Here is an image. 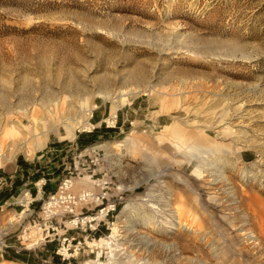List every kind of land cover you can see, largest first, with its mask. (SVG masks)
<instances>
[{"label": "rangeland", "instance_id": "1", "mask_svg": "<svg viewBox=\"0 0 264 264\" xmlns=\"http://www.w3.org/2000/svg\"><path fill=\"white\" fill-rule=\"evenodd\" d=\"M129 84L144 91L117 107L125 125L120 130L115 123V133L94 141L93 133L81 130L91 112L85 120L80 95ZM48 94L65 97L61 119L43 126L38 113L33 131L25 134L30 152L5 145L10 162L0 164V174L24 160L55 170L54 184L58 174L71 171L74 191H97V183L108 181L124 190L118 213L127 203H143L155 181L149 174L159 163L176 166L179 175L190 174L206 187L200 199L192 192L195 181L181 185L166 177L173 201L189 210L181 214L185 226L174 230L188 243L180 246L187 259L167 245L172 239L161 222L167 217L157 213L161 205L150 211L142 205L128 220L118 221L117 214L110 228L96 234L101 243L84 245L73 264H196L197 259L264 264V0H0V111L31 103L40 110V99ZM92 99V105L105 102L111 114L117 109L111 99ZM76 138L91 142L75 149ZM105 143L112 148L90 149ZM195 144L207 145V153L193 151ZM217 155L227 160L226 175L241 197L238 206L222 183L208 184L206 172L217 168ZM195 164L202 174L193 172ZM242 171L246 182L240 180ZM41 203L34 201L31 208L37 211ZM21 209L3 207L0 228ZM245 216V228L257 241L238 231ZM133 220L136 232L128 228ZM143 229L149 241L140 242ZM33 233V227L27 231ZM22 234L18 228L3 235L7 246L0 247V264L19 262L9 257L14 250L29 253L28 264L55 261L56 240L27 249Z\"/></svg>", "mask_w": 264, "mask_h": 264}, {"label": "bare ground", "instance_id": "2", "mask_svg": "<svg viewBox=\"0 0 264 264\" xmlns=\"http://www.w3.org/2000/svg\"><path fill=\"white\" fill-rule=\"evenodd\" d=\"M142 91H144V89L139 88V86H132L129 84V85H127V87H119V89L115 90L114 92L109 91L106 88L102 89L99 87L98 89L93 91L91 93V95H86L87 93H83L82 95H80V96H82L81 97L82 100L85 101L83 103H86V106L83 109V116L86 120L87 119L86 116L89 115V113L91 112V109L94 107V105H92V103L91 104L88 103V101L93 100L92 96H97V97L104 98L107 100L108 99L113 100L111 102H114L113 108L115 109V108L121 106L122 104H124V102L127 101V98L129 95H132V94L138 93V92H142ZM65 96H71V95L67 94ZM64 98L65 97H63V95L62 96H56L53 94H48L46 99L42 98V99H40L41 101L39 100L40 101L39 103L42 106V107H40V110L36 109L34 103H31L26 108L20 107L22 105L19 104L15 110H12V111L9 110L8 112H1L0 111V164L4 165L5 163L8 164L10 162L9 157H7V155L3 154V147L5 145H7L9 148L16 146L22 151L30 152V151H28V145H27L25 134L31 133L33 131L36 119H37V117H39L36 115L38 113L40 114V121H41L43 126L44 125L47 126L48 124H51L52 122L55 123L56 121L61 119L60 106H61L62 102L64 101ZM44 108H45V110H44ZM82 127H83L82 129L87 128V126H82ZM206 146H202V145L200 146V145L195 144L193 146V151L199 152V153H201V152L207 153V149L205 148ZM97 147H103L105 150H109L112 148V146L108 145L107 143L99 144V145H97ZM221 156H222V153H221ZM222 157L218 156V158H217L218 165H217L216 169L215 168L210 169L209 171L206 172V174L210 177V179L208 180V184L212 185L211 187H213V185H216L218 183H220V184L222 183V187H224L225 191L229 190V194L231 193L233 196L234 203L237 204L236 206H238V204L241 202V197L239 198L240 194L237 192V190L234 187V184L231 181V179L226 175L225 164L227 163V160H224V158H222ZM159 164H158V166H159L158 169L151 170V172L149 174V177H154L155 181L146 190V192L143 196L144 197L143 203H141V204H139V203L136 204V203H132V202L127 203L120 210L117 218L119 221L120 218L125 216L126 219L128 220L129 219V212L142 209L141 208L142 205L145 206L147 208V210H149V211H150V208L152 209V207H154V205H161L162 207L160 206L157 213L161 214V215L163 214L167 217V219H165L161 222H162V224H165V228H167V233L170 235L169 237L172 239L171 242H169V244H167V245L170 246V248L171 247L173 248L171 250V252L173 251L175 253L177 251L175 253V255L180 254V255H182L181 256L182 258L187 259L188 256L186 254H182V252L180 250V248H181L180 246L184 245V246L188 247V243H186V241H184L183 238H181L180 236L175 234L174 230H178L177 228L181 227L184 224V223L182 224L181 214L184 211L189 213V210L187 208H185V210L179 209L178 205H180V204L178 203V201L177 200L173 201V199H174L172 197L173 188H172V185L167 184L168 181L166 180V177H172L171 179L174 180V182L176 184H181V185H185L187 182H191V184H193V182L195 181L194 182V189L192 190V192H194L196 195H198V197L200 199H202V196H204L205 193H204L203 189H205L206 187H204L203 185L201 186V183H196V180L194 178H192V175H190V174H184L185 176L179 175V172L177 171L178 168L176 166H173L170 164H164L161 167V165H159ZM199 168H200L199 165L195 164V169L193 172L196 173L198 171V172H201V174H202L203 170L201 171V170H199ZM239 175H240L241 182H246V180H247L246 177L248 176L247 172L242 171L241 173H239ZM199 176H200V174H199ZM149 177H147V179ZM138 184L139 183H137V185ZM261 186L264 188L263 184ZM206 193H207V191H206ZM20 200L24 202V204H23L24 208L25 207L28 208L27 207V205H28L27 195L21 194ZM201 202H199V203H201ZM211 207L214 211H217V212L220 211L219 207L216 205H211ZM21 213H24V211H22ZM143 213L148 214L150 212L143 210ZM247 218L248 217L245 216V218L242 221V225L240 224V226L238 227V231H240L239 232L240 234L249 235V238L252 239V242L254 240L257 241L258 238L253 233H251L249 231L247 232V229L245 228V225H247L249 222ZM12 220L13 219L9 220L8 223H10V224H7V226L0 228V245L2 244V241H1L2 235L7 233L14 226L18 225V224L17 225L12 224V222H11ZM148 221L151 223L152 222L151 218H148ZM166 223H168V224L166 225ZM144 224H145V222H144ZM135 226H136V221L133 220V222H130V224L128 225V228L133 229V227H135ZM183 226H185V225H183ZM133 230L136 232L137 228H136V230L135 229H133ZM235 231H236V229H235ZM139 232H141L142 234L140 235L141 241L140 240H138V241L142 242L143 239L146 241L150 240V235L146 230L145 231H144V229L139 230ZM113 233L116 236H119L118 235L119 230H114ZM96 240L94 242H91V243L96 244ZM3 242H4V239H3ZM88 246H89V244H88ZM237 250L239 252V251H241V248H237ZM241 254L243 255V253H241ZM241 254H238V255H241ZM243 257H245V256H243ZM188 259L193 260L195 258L193 257V258H188ZM196 261L198 264H200L199 262H202L200 259H197ZM208 264H210V263H208ZM211 264H213V263H211Z\"/></svg>", "mask_w": 264, "mask_h": 264}, {"label": "built area", "instance_id": "3", "mask_svg": "<svg viewBox=\"0 0 264 264\" xmlns=\"http://www.w3.org/2000/svg\"><path fill=\"white\" fill-rule=\"evenodd\" d=\"M107 118L109 116L103 120L106 127L115 126V121L109 123ZM75 149H78L77 145H75ZM48 151L52 153L53 149ZM67 168L69 167L65 164L63 171H67ZM67 172L70 175L62 178V175H57L60 182L56 184L53 192L47 193L45 198L40 193L41 186L46 183L45 179L42 182H38L40 184L36 183L37 192L40 193L39 198L33 197L29 188H24L20 193L27 195L29 210L26 211L22 222L15 229L21 228L23 233L21 236L26 241L30 239L27 231H30L32 227L35 233L43 234L45 232V235H41V239L33 244L32 247L25 245L24 247L27 249L38 246L42 241L52 242L56 240L57 247L53 252L58 257V261L53 264H73L74 259L81 250H85L84 245H87L88 238L95 241L97 233H102V229L110 228V224L117 217L118 205L122 201L121 193L124 191L117 185L112 188L108 181L97 183L100 187L97 191L90 189L74 191L71 171ZM19 196L15 204L22 206L19 211L21 213L24 210V202L19 199ZM37 200H42V203L36 211L31 208V204ZM17 212L15 211V213ZM2 246H7L5 240ZM15 251L18 252V250Z\"/></svg>", "mask_w": 264, "mask_h": 264}, {"label": "crops", "instance_id": "4", "mask_svg": "<svg viewBox=\"0 0 264 264\" xmlns=\"http://www.w3.org/2000/svg\"><path fill=\"white\" fill-rule=\"evenodd\" d=\"M105 101H108V100H105ZM92 109H93V110H91L92 116L90 114L91 118L89 116L90 119H88V122L86 123L87 128L82 129V130H89L90 131L89 133H93L92 136L96 137L94 139V141H96L97 139H100L103 135H106L108 133L112 134V133L116 132L114 129H112V127H106V125L103 123V120L106 117L109 116V118H107L109 123H113V121H115V123L119 124L120 130L123 128V126L126 123L127 118H124V115L120 114V117H118V113H117V111H119L118 108L116 109V111L113 114H111V107L109 108V110H107L106 103L103 101L99 102L98 104H94V107ZM123 114H126V113H123ZM74 137H75V135H74ZM77 137H78V135H77ZM80 142L81 143H79V138L78 139L76 138L75 145L78 146V149H80V147H82L86 143L91 142V140L84 143V139H83V140H80ZM81 144H83V145H81ZM70 145H73V144H70ZM97 148H99V147H96V145H93L91 147V149H97ZM101 148H103V147H101ZM7 165H9V164H7ZM6 166L4 165L1 167H6ZM47 167L48 166H46V164L44 166L38 165V167H37L36 165H31L28 163L26 164L24 162V160L23 161L20 160V162H18V164H16V166H15V168H13V170H8L7 172L0 174V182H1L0 183V208L2 209V210H0V212L3 211V207H5V206H9V205L17 206L15 204L16 203L15 201L19 195L21 196L20 193L24 188H29L32 196L36 197V198H39L40 193H42V196H43L45 193L47 194L48 192H53L56 184L51 183V181L54 177L53 175L55 173V170H53L51 172ZM57 167L58 166H56V165L54 166V168H57ZM54 168L52 167L51 169H54ZM13 171L16 174L15 173L13 174ZM49 175H51V176H49ZM43 179L46 180V183L41 186V191L39 193V192H37L36 183L42 182ZM38 184H40V183H38ZM81 185H83L85 188L86 187L90 188V184H89V182L87 183L86 180H82ZM17 191H19V192L17 193ZM16 193H17V196H15ZM20 196H19V199H20ZM27 207H28V205H27ZM24 209H25V210H23L24 213H20L19 211L17 213L12 212L11 216H9L7 218L6 222L8 223L9 220L13 219L11 222H15L14 220H16L15 225L18 224L17 226H19L20 223L22 222V219L25 217L26 211L29 210V208H26V207ZM17 226H14V227L16 228ZM14 227L12 229H10L9 231L14 230L15 229ZM3 235L1 238L2 240H3ZM40 239H41V237H40L39 233H36V234L33 233L30 235L29 241H26L25 244L28 247H32L33 244L37 243ZM101 240H102L101 237H100V239H97L96 245H99L98 243H101ZM87 243L89 245L92 244L90 241H88ZM2 245H3V243L0 245V247ZM14 253L16 254L15 256L8 253L9 257H11L13 260H17L19 262L3 259L1 261V263L2 264H28L29 253L25 254V253L19 252V251L16 252L15 250H14ZM25 255L27 256V258L25 257ZM36 256L39 257L38 254H36ZM53 258H55L54 262L58 261V257L55 254H53ZM31 261L34 262L33 264H37V262L35 260H31ZM41 261H43V260L41 259ZM51 263L52 262H50V264Z\"/></svg>", "mask_w": 264, "mask_h": 264}]
</instances>
